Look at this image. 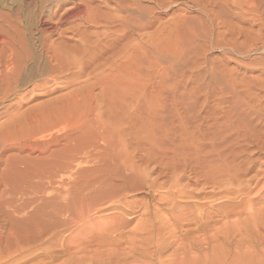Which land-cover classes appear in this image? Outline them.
Listing matches in <instances>:
<instances>
[{
    "label": "rangeland",
    "instance_id": "obj_1",
    "mask_svg": "<svg viewBox=\"0 0 264 264\" xmlns=\"http://www.w3.org/2000/svg\"><path fill=\"white\" fill-rule=\"evenodd\" d=\"M144 4L154 7L152 3ZM174 8L157 11V22L148 30L149 51L141 71L145 73L144 80H141V67L136 62L131 68V84L122 83L125 71L122 70L121 75L118 74L121 80L115 82L121 85L113 88L110 95L106 93V101L112 106L110 117L118 121V131L126 130L132 140L135 139L134 143L139 145L138 156L150 159V168L167 166L168 173L164 174L167 175L159 178L158 187L151 188L149 182L157 178L158 172L148 180L128 178L124 182L121 175L127 172L120 169L122 174L115 176L116 181L101 179L97 186L98 183H87V188L83 184L75 187L71 184V194L60 196V199L59 196L30 194L28 191L32 188L40 189L36 188L39 184L33 187L34 181L30 182L27 174H16L15 178L14 174L9 183L7 181L8 185L0 187V264H264V190L257 194L262 185L257 187V193L253 191L261 198L255 193L244 198L246 205L263 198L262 202L256 201L255 206L249 204L252 209L248 205L247 211L243 207L242 214L237 216L232 215L233 209L228 207L225 212L229 210L231 215L202 231L196 230L192 216H199L203 209H217L223 201L182 197V187L170 179L171 173L181 172L184 161L187 162V176L191 178L193 175L189 171L197 156L206 165L210 163L205 145L207 135L213 134L210 131L213 127L218 135H229L226 116L264 118V40L257 37V33L234 39L226 36L224 43L223 38L214 35L208 40L206 26L201 27L208 23L206 18L188 5ZM242 26L249 27L248 24ZM258 29L257 26L254 31ZM232 40L237 42L236 51L227 45L233 44ZM131 96L133 98L129 99ZM232 144L227 147L232 149H228V154L234 152ZM5 167L1 166V170ZM106 168L107 172L111 170ZM102 183L106 187L102 188ZM12 205L26 207L14 211L9 208ZM188 214L193 219H189ZM12 233L16 239L11 238Z\"/></svg>",
    "mask_w": 264,
    "mask_h": 264
},
{
    "label": "bare ground",
    "instance_id": "obj_2",
    "mask_svg": "<svg viewBox=\"0 0 264 264\" xmlns=\"http://www.w3.org/2000/svg\"><path fill=\"white\" fill-rule=\"evenodd\" d=\"M144 3H152L154 7ZM180 4L195 8L207 19L209 24L205 23L208 25L201 27L206 26L208 40L213 35L224 40L226 36L234 39L255 33L264 40V0H0V121L4 119L0 123V187L6 185L7 181L9 183L14 174V178L16 174H27L28 180L34 181L33 187L39 184L36 188H40H32L28 191L30 194L60 198L71 194L72 188L78 184L86 187L87 183H98L101 179L116 181L115 176L118 174L120 177L119 173L122 172H119L120 169L127 172V175H121L124 182L128 178L148 180L158 172L157 178L149 182L151 188L158 187L159 178L166 176L164 174L168 173L169 168H150V159L138 156V143L137 147L135 139L132 140L126 130L118 131V121L110 117L113 114L112 106L106 101V96L113 88L121 85L115 82L122 70H125L122 74L124 78L121 76L120 80L128 85L131 84V68L134 63L139 64L140 72L144 70L149 51L148 30L157 22V11ZM244 24L249 27L244 28ZM257 26L259 29L254 31ZM236 43L233 41V44H226L236 51ZM144 74L141 72V80H144ZM98 88L100 93L96 91ZM226 119L229 135H218V130H215L218 133L213 132V127L210 130L213 134L209 133L208 138L206 136L208 143H204L209 150L208 165L197 156L189 171L192 178L187 176L185 161L180 173H171L170 179L182 187V197L185 195L202 201L215 199V202L218 198V202L223 201L217 209L211 211L202 207L199 216H192L194 219L188 214L187 217L195 221L196 230L204 231L213 222L223 221V218L231 215L229 212L232 213L229 210L225 212L228 207L233 209L232 215L237 216L242 214L240 209L243 207L246 210L249 204L255 206L253 203L264 200H255V197V201L251 199L253 202L248 205L244 202L253 191L261 194L260 190H264V118L228 115ZM230 144L235 145V153L231 152L232 155L227 153L232 150L227 148ZM203 158L206 159L205 156ZM3 165L6 167L1 170ZM104 166L111 170L105 171ZM23 178L25 181L26 177ZM56 184L58 186L55 188ZM102 184V188L106 187ZM259 185L263 187L257 189ZM78 189L75 191L78 192ZM14 205L9 207L14 211L26 207ZM185 213L187 215V211ZM14 233L12 239L17 238Z\"/></svg>",
    "mask_w": 264,
    "mask_h": 264
}]
</instances>
